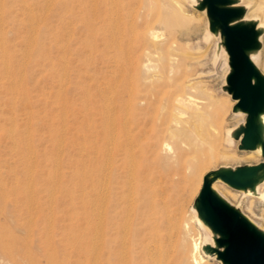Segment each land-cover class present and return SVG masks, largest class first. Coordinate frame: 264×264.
<instances>
[{"label":"rangeland","instance_id":"374dc122","mask_svg":"<svg viewBox=\"0 0 264 264\" xmlns=\"http://www.w3.org/2000/svg\"><path fill=\"white\" fill-rule=\"evenodd\" d=\"M89 1L0 0V264H115L114 239L107 246L102 231L97 239L90 234V204L99 203L102 222L100 205L110 177L112 203L120 198L116 183L128 177L118 168L122 152L114 144L106 148L108 139L122 143L125 121L134 138L142 119L135 104L150 89L160 97L165 91L191 95L206 111L200 113L203 119L187 110L183 115L195 116L185 131V145L200 139V170L187 178L183 159L159 183L179 232L184 228L212 246L213 233L194 209L205 176L264 161L262 155L254 158L241 150L240 139L226 141L246 115L233 112L237 102L227 91L228 56L221 36L210 30L207 12L197 8L198 0H140L143 18L136 40L153 42L125 68L120 54L107 44L106 26L94 17ZM240 1L245 19L264 25V4L254 11L264 0ZM261 43L264 75V33ZM160 106H154L155 116L163 114ZM110 158L116 170L111 174L104 164ZM214 185L264 231V180L252 192L222 181ZM93 189L102 193V200L91 196ZM174 237L155 264H182ZM201 256L204 264H222L203 250Z\"/></svg>","mask_w":264,"mask_h":264},{"label":"bare ground","instance_id":"6f19581e","mask_svg":"<svg viewBox=\"0 0 264 264\" xmlns=\"http://www.w3.org/2000/svg\"><path fill=\"white\" fill-rule=\"evenodd\" d=\"M89 2L91 3V11L94 12V17L96 15L101 17L106 26L105 40L107 44L109 47L116 49L121 56L119 64L125 68L133 65L136 60H140L139 56L136 57V54L145 49L147 51L152 45L151 42H153L149 38L136 40V32L140 27L139 19L143 18L140 12V0H90ZM263 4H258L254 11L261 10V7L264 6ZM91 16L93 17V14ZM146 24L149 23L146 22ZM257 30L260 43L264 33V25L257 27ZM260 52L261 49L255 48L250 52V57L259 73L262 74L259 65ZM5 66L10 69L12 67L11 60L6 59ZM146 67H148V64ZM262 76L264 77L263 74ZM137 99L138 102L135 106L140 111L142 119L138 124V131L134 138L131 137L128 122L125 121L122 124L121 131L124 138L122 143L121 141L118 142V138L114 139V142L109 138V143L106 147L110 148V145L114 144L115 148L122 152L121 163L118 168L122 169L123 173L126 172L128 178L126 181H118L116 183V185H120L117 188L119 192H116L120 194V198L116 204H113V182L111 177L108 178L109 176L107 177L106 175L108 179L105 182V187L107 188H103L108 193H103L104 202L100 205L103 208V220L102 222L100 221L101 217L99 219L101 223H98L97 212L101 208H98L99 203H91L92 212L89 213L90 234L95 235L97 239L99 231H102L104 239L106 237L105 245L107 244V246H111L110 242L114 239L115 264H155L158 257L162 258L163 248L166 244L172 242L175 238L174 236L178 238V250L183 261L182 264H204L205 262L201 256L204 244H202L200 238H193L190 232L184 228V231L179 232L181 229L179 227L178 230L173 220L169 202L163 199L166 191L159 186L162 179L170 177L171 168L177 163L179 165V162L183 159H185L184 167L187 172L185 174L187 178H191L192 175H195L200 170L201 155H203L199 149L201 141L197 139L200 141L197 143V140L193 139L192 141L194 142L188 141L190 144L185 145V131L188 132L190 129H188V126L191 123L190 121L193 120L190 119L192 114L196 116V114L204 113V105L188 94L174 96L169 91H165L164 96L160 97V93L152 89L148 90L143 96L139 95ZM127 103L124 100L123 105L127 106ZM157 103L161 104L160 108L163 112V114H158L159 116L154 115V106ZM126 106L125 108H127ZM186 110L191 111L190 113L193 112L191 115L187 113L191 116L190 118L187 116L190 120L183 117L186 114ZM238 113L242 112L239 111ZM195 116L192 118L195 119ZM198 117L197 120H199ZM258 120L263 131L264 142V109L258 114ZM195 122H193V126H195ZM149 127L148 132L147 129ZM233 139V132L229 131L227 143L232 144ZM189 140H191V137H189ZM224 154L223 158H226L227 156H224ZM249 154V156L262 155V145L260 144L257 149L250 151ZM254 158H256V155ZM105 161V167H108L110 174L115 173L116 170L113 169L114 159L110 158ZM227 161L229 162L230 160ZM257 186L258 184L255 185V189H257ZM213 190L218 192L215 185H213ZM252 191L248 190L245 192ZM101 195L102 193L99 195L97 189L91 191V196L97 199ZM102 213L100 211L99 214ZM107 237H110V239L108 240ZM96 243L95 241L92 242L94 247H91V255L97 253V249H95Z\"/></svg>","mask_w":264,"mask_h":264},{"label":"water","instance_id":"95a60500","mask_svg":"<svg viewBox=\"0 0 264 264\" xmlns=\"http://www.w3.org/2000/svg\"><path fill=\"white\" fill-rule=\"evenodd\" d=\"M240 0H198L197 8L206 11L210 30L222 38L230 66L227 91L237 104L234 113L246 115L244 124L233 130V138L241 140L240 149L252 151L264 142L258 114L264 109V77L251 60L250 52L261 49L258 22L246 20L247 10ZM264 180V161L258 165L221 168L205 176L195 202L198 218L213 233V245L203 251L216 256L222 264H264V231L213 190L224 182L239 191L254 190Z\"/></svg>","mask_w":264,"mask_h":264}]
</instances>
